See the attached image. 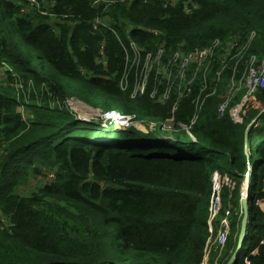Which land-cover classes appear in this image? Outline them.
<instances>
[{
	"label": "trees",
	"instance_id": "obj_1",
	"mask_svg": "<svg viewBox=\"0 0 264 264\" xmlns=\"http://www.w3.org/2000/svg\"><path fill=\"white\" fill-rule=\"evenodd\" d=\"M54 1L52 13L77 23L62 26L0 0V63L10 66L0 82V212L10 223L0 224V264H202L214 173L228 179L220 216L231 209L232 229L217 259L227 264L237 246L241 216L235 214L250 169L251 202L264 203V113L251 124L264 111V89L244 104L238 122L219 117L227 70L191 127L194 140L184 133L167 139L146 126L139 143L99 121L78 119L65 103L77 99L104 113L189 125L198 87L176 110L174 98L161 104L151 97L152 79L144 94L135 93L142 61L138 68L132 63L131 44L141 60L161 47L167 60L176 51L235 38L248 44L247 55L261 59L264 0H178L173 6L106 0L115 1L107 7ZM101 9H107L108 28L93 30ZM19 82L24 94L34 85L28 104L15 89ZM41 167L55 170L54 183L19 197L18 188ZM254 208L246 262L236 264H264V213Z\"/></svg>",
	"mask_w": 264,
	"mask_h": 264
},
{
	"label": "built area",
	"instance_id": "obj_2",
	"mask_svg": "<svg viewBox=\"0 0 264 264\" xmlns=\"http://www.w3.org/2000/svg\"><path fill=\"white\" fill-rule=\"evenodd\" d=\"M18 5L22 9V13H29L30 11H35L38 15L48 18L50 21H54L56 19L60 21H69L68 25L72 26L77 23V18L69 15H56L52 13V9L55 7L56 3L54 0H10ZM127 0H121V2H125ZM131 1V0H129ZM144 2L148 0H143ZM165 6H173L178 2V0H164ZM115 1H106V0H94L92 5L93 7H98L101 5H109ZM195 9V5L192 6ZM107 9H101L100 14L93 21V30H97L99 27L108 28V23L103 19V14L106 13ZM189 12L190 10H186ZM74 19V20H72ZM52 31L53 28H52ZM255 36L254 33L251 34L249 42ZM132 49L135 51V58L132 60V63H135V67L138 68L142 65L139 70V79L137 81V85L135 88V93H139L140 95L144 94L148 72L145 68L144 64L146 59L151 57L152 60H155L156 67V79H155V89L152 92L151 97L155 95V90L161 89V97L159 103L164 104L170 98H174L175 102L173 104L172 109H177V104L184 98L193 94L195 87L197 86V94L195 99L193 100L194 104V114L190 120L189 125H185L182 123H174L171 118L164 120L163 122H154V121H142L137 120L134 115H121L115 112L104 113L103 116L95 119L96 121L102 122V127H107L106 123L108 122L110 125L115 123L116 125H120L122 127L131 128L135 121L144 122L148 125V127H159L160 131L164 134L163 137H167V139L173 140L176 134L184 133L189 139L194 140V137L191 133V127L196 123L198 117L200 115V111L203 107L206 99L217 91V85L221 80L223 74L226 71H229V79L226 85V91L224 93L223 102L219 103L217 106V113L219 117H223L225 114L229 116V119L236 123L238 122L242 108L244 104L248 101L249 98L253 97L258 89H264V57L259 59L256 55H247L248 44L246 46H241L239 41L235 38H230L226 42H222L220 40H214L208 46L197 49L195 51L189 53H183L181 51H176L173 53L167 60H163V49L162 47L158 50L156 55L147 54L146 57L141 60L140 51L135 47V45L131 44ZM243 61L244 65L242 66V72L239 74L237 69L239 63ZM234 63L232 66L231 64ZM153 67V66H152ZM214 85L212 91H209V86ZM16 90L22 91L24 94V86L20 82L16 84ZM33 83H29L27 86V93L24 94L26 104H28V98L31 91H34ZM43 91V87L41 89ZM43 93L41 92V95ZM51 101V100H50ZM50 102V108H53L57 101ZM67 102V101H66ZM40 103V102H39ZM66 104V103H65ZM258 117L255 118L251 124L257 122ZM89 121V120H86ZM119 130L118 128H115ZM125 129V128H123ZM1 131V126H0ZM247 154H249L250 150L246 147ZM249 171L244 177V184L248 181ZM228 184L227 177H220L218 173H214L212 180V191H211V199L209 204V232L211 235V223L217 221L219 226V242L221 245L220 252L217 253V257L215 259V264H217V259L222 256L223 249L226 247V242L228 237L231 234V209L228 208L224 211V215L220 216V212L222 209V201H221V191L222 186ZM242 185L241 198L244 196L246 192L247 186ZM241 201V200H240ZM259 206L262 208V212L264 213V203L258 204L255 206ZM242 208L240 213H236L239 217L242 216ZM10 227V225H9ZM209 240V239H208ZM208 240L205 246L203 263L207 255L209 254L208 250ZM264 246V241L261 243ZM216 250V249H215ZM246 262V258L242 260ZM220 264H224L221 262Z\"/></svg>",
	"mask_w": 264,
	"mask_h": 264
},
{
	"label": "rangeland",
	"instance_id": "obj_3",
	"mask_svg": "<svg viewBox=\"0 0 264 264\" xmlns=\"http://www.w3.org/2000/svg\"><path fill=\"white\" fill-rule=\"evenodd\" d=\"M93 2V0H92ZM93 6V5H92ZM108 18V16H107ZM103 19L109 23V18L106 19L103 15ZM58 23L62 24V26L64 25H68L69 21H60L58 19H56ZM101 53H99L100 55ZM34 63V62H33ZM7 63H0V82H6V75H5V70H7L6 68H9L10 66H8ZM155 60H152L151 57L149 59H146V62L144 64L145 68L147 69L148 72V79H147V84H149V82L151 81V79L153 80V82L155 83V79H156V67H155ZM153 66V67H152ZM16 89V87H15ZM155 95L153 97H156L158 99V101L160 100V97L162 95L161 93V89H157L155 90ZM59 102V101H58ZM66 106L68 108V110L74 114L78 119L86 121H96L95 119L103 116L104 113H102V111L92 108L91 106L83 103L80 100L77 99H69L66 102ZM20 111V110H19ZM21 112V111H20ZM24 116V113H22ZM102 122V120H101ZM100 122V123H101ZM134 125L131 128L128 127H122L120 125H116L115 123H113V125H110L108 122L106 123L107 127L105 126V128H118L119 131H121L122 133H125V135L132 137L133 139H135V141L139 142V143H143V141H145L144 139H142V135L146 134L147 132L142 131V127H146V129L149 132H155L156 134H158L159 136H163L164 134H167L168 136L170 135L169 133H163L162 131H160L159 127H148V125L144 122H137L135 121L133 123ZM102 125V124H101ZM125 128V129H123ZM141 133H140V132ZM0 137H1V131H0ZM2 139V138H1ZM254 141L255 138L252 140V144H251V149L254 148ZM252 153V151H250ZM249 152V155H250ZM247 174V173H246ZM250 175H252L251 173V169L249 171V175H248V180ZM55 180V170L54 169H49V168H43L41 167L39 170V173L37 175L35 174H29L28 178L25 180L24 184L21 185L18 190H17V195L19 197H29L31 196L33 193H37L39 189H41L42 187H44L45 185H51L52 183H54ZM244 180L242 182V185L244 184ZM247 186V183L244 184ZM255 202L253 204L250 205V216H253L255 213ZM260 210L262 211V208L259 207ZM241 220H242V216H241ZM0 224L3 225L6 228H9V221L7 218H5L1 212H0ZM219 226L217 221H214L211 223V235L209 237L208 240V250H209V254L207 255V257L205 258V262L206 264H208V262L213 258V256H215V254L220 252V242H219ZM252 239V232L250 229H248L245 240H244V245H243V251L241 253V257L239 258V263L242 262V260L244 258H246L247 256V251H248V247L250 244V240ZM216 249V250H215ZM225 251V247L223 249V253Z\"/></svg>",
	"mask_w": 264,
	"mask_h": 264
},
{
	"label": "water",
	"instance_id": "obj_4",
	"mask_svg": "<svg viewBox=\"0 0 264 264\" xmlns=\"http://www.w3.org/2000/svg\"><path fill=\"white\" fill-rule=\"evenodd\" d=\"M264 113V111L258 116V118ZM249 155V154H248ZM247 186L248 188H246V192L244 194V196L241 198V207H242V220H241V225H240V233L238 236V240H237V246H236V250L234 251L232 257L230 258V260L228 261L227 264H236L239 261V258L241 257V253L243 251V245H244V240L248 231V225L251 219L250 216V205L252 203H254V201L251 202V198L249 195V183L247 181Z\"/></svg>",
	"mask_w": 264,
	"mask_h": 264
},
{
	"label": "clouds",
	"instance_id": "obj_5",
	"mask_svg": "<svg viewBox=\"0 0 264 264\" xmlns=\"http://www.w3.org/2000/svg\"><path fill=\"white\" fill-rule=\"evenodd\" d=\"M247 188H248V186H247Z\"/></svg>",
	"mask_w": 264,
	"mask_h": 264
}]
</instances>
